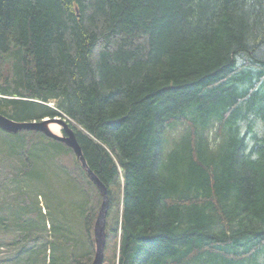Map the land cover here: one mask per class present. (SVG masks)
<instances>
[{
	"label": "trees",
	"instance_id": "1",
	"mask_svg": "<svg viewBox=\"0 0 264 264\" xmlns=\"http://www.w3.org/2000/svg\"><path fill=\"white\" fill-rule=\"evenodd\" d=\"M5 54L0 113L67 115L107 186L103 264H264V0H0ZM31 146L16 179L44 180ZM9 203L15 259L60 264L55 218L21 190Z\"/></svg>",
	"mask_w": 264,
	"mask_h": 264
},
{
	"label": "rangeland",
	"instance_id": "2",
	"mask_svg": "<svg viewBox=\"0 0 264 264\" xmlns=\"http://www.w3.org/2000/svg\"><path fill=\"white\" fill-rule=\"evenodd\" d=\"M9 57L8 54L1 56L0 63L3 60H8ZM47 104L53 107L56 102L49 101ZM58 117L65 118L67 121L71 120L67 115ZM59 134H63L61 125ZM12 139L15 142L9 145V140L0 137V216L4 214L12 218L15 217L11 214L12 209L9 201L14 194H18V191L27 192L38 208H41L42 213L49 215L47 218L49 220L48 229L52 228V218H55V222L58 224L56 230L51 232L54 234H50L49 237L54 240L58 239L55 254L60 260V264H86L90 260L93 262L96 242L93 254H90L93 247L84 224L85 216L83 209L80 208V203L88 201V208L97 209L99 213L102 204L99 188L88 182L73 151L63 148L57 152L58 148L51 146L45 148L39 136L25 135L19 138L12 137ZM37 143L39 156L44 160L41 162L36 158L33 165L38 170L37 172L43 175L44 180L29 181L30 179L24 176L16 179L18 173L31 164L27 157V150L29 148L34 150L35 148L31 145L37 146ZM46 150L47 152H45ZM17 233L16 226L7 229L0 225V264H49L48 256L45 262L37 258L35 263H30L29 256L22 260L15 259L22 247L20 243L15 242ZM54 235L58 238H55ZM93 237L95 238V234ZM35 244L39 245V243ZM47 253L52 254L50 250H47Z\"/></svg>",
	"mask_w": 264,
	"mask_h": 264
},
{
	"label": "water",
	"instance_id": "3",
	"mask_svg": "<svg viewBox=\"0 0 264 264\" xmlns=\"http://www.w3.org/2000/svg\"><path fill=\"white\" fill-rule=\"evenodd\" d=\"M52 122H56L63 127V134H57L51 130L50 124ZM0 128L10 133H18L22 130L40 131L54 140L64 142L67 146L73 149L77 158L81 162L82 167L89 174L102 194V204L94 227L96 252L92 264H103L107 239L106 221L109 206L108 189L101 179L97 177V175L89 167L82 147L77 139L76 132L71 124L66 119L58 116L46 119L44 118L40 121H16L0 113Z\"/></svg>",
	"mask_w": 264,
	"mask_h": 264
},
{
	"label": "bare ground",
	"instance_id": "4",
	"mask_svg": "<svg viewBox=\"0 0 264 264\" xmlns=\"http://www.w3.org/2000/svg\"><path fill=\"white\" fill-rule=\"evenodd\" d=\"M13 68V67H12ZM9 72V71H8ZM23 88V87H22ZM54 100V99H53ZM57 100V99H56ZM39 102V101H38ZM33 107V106H32ZM5 116H7V115H5ZM64 116V115H63ZM13 119V118H12ZM69 119V118H68ZM15 120V119H14ZM20 121V120H19ZM71 121V120H70ZM69 121V122H70ZM50 128H51V130L53 131V132H55V133H57V134H59L60 133V125L58 124V123H56V122H52L51 124H50ZM74 128V127H73ZM84 129V128H83ZM33 131H35V130H33ZM194 144H196L195 142H194ZM194 146V145H193ZM69 147V146H68ZM119 173V172H118ZM89 175V174H88ZM161 175V174H160ZM215 175V174H214ZM98 177V176H97ZM107 187V186H106ZM116 197V196H115ZM108 215V214H107ZM107 222V221H106ZM107 224V223H106ZM107 242V241H106ZM225 244V243H224ZM105 248H106V246H105ZM179 248V247H178ZM197 249V248H196ZM197 252V251H196ZM105 253V252H104ZM182 253V252H181ZM183 254V253H182ZM190 254V253H189ZM105 255V254H104Z\"/></svg>",
	"mask_w": 264,
	"mask_h": 264
}]
</instances>
